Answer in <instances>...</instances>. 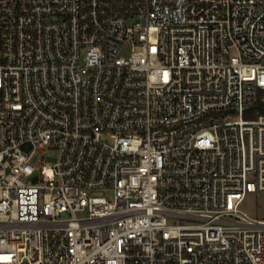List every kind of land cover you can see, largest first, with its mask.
I'll return each mask as SVG.
<instances>
[{"label": "built area", "instance_id": "built-area-1", "mask_svg": "<svg viewBox=\"0 0 264 264\" xmlns=\"http://www.w3.org/2000/svg\"><path fill=\"white\" fill-rule=\"evenodd\" d=\"M260 93L264 0H0V264H264Z\"/></svg>", "mask_w": 264, "mask_h": 264}, {"label": "rangeland", "instance_id": "rangeland-1", "mask_svg": "<svg viewBox=\"0 0 264 264\" xmlns=\"http://www.w3.org/2000/svg\"><path fill=\"white\" fill-rule=\"evenodd\" d=\"M264 93H260L263 96ZM48 163L55 162L56 152L45 153ZM240 210L252 218L264 217V194H248L240 206Z\"/></svg>", "mask_w": 264, "mask_h": 264}, {"label": "trees", "instance_id": "trees-1", "mask_svg": "<svg viewBox=\"0 0 264 264\" xmlns=\"http://www.w3.org/2000/svg\"><path fill=\"white\" fill-rule=\"evenodd\" d=\"M252 115L259 113L264 114V100L260 99L256 102V104L252 107Z\"/></svg>", "mask_w": 264, "mask_h": 264}]
</instances>
